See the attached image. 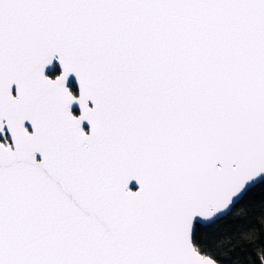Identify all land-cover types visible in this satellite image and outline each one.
Listing matches in <instances>:
<instances>
[{
	"label": "snow or ice",
	"instance_id": "6c2138e0",
	"mask_svg": "<svg viewBox=\"0 0 264 264\" xmlns=\"http://www.w3.org/2000/svg\"><path fill=\"white\" fill-rule=\"evenodd\" d=\"M257 232L264 0H0V264H264Z\"/></svg>",
	"mask_w": 264,
	"mask_h": 264
},
{
	"label": "trees",
	"instance_id": "16d2710c",
	"mask_svg": "<svg viewBox=\"0 0 264 264\" xmlns=\"http://www.w3.org/2000/svg\"><path fill=\"white\" fill-rule=\"evenodd\" d=\"M261 193H257L256 194V199L259 200L261 198ZM257 212H259V210H257ZM224 234H228L230 233V231L232 230L231 229V226L229 225H224V224H221V225H218L217 226ZM246 239V243L249 244V248L245 250V253L243 255L247 257H250V256H256V257H259L261 256L262 254H264V234L262 233H251L248 237L245 238ZM255 244V245H259V247H252V245ZM242 253H237V256H241Z\"/></svg>",
	"mask_w": 264,
	"mask_h": 264
}]
</instances>
